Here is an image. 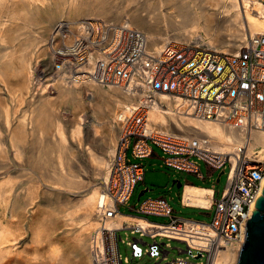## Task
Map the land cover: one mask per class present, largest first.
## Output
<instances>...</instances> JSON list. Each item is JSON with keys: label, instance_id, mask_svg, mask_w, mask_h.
I'll return each instance as SVG.
<instances>
[{"label": "built area", "instance_id": "2783aa9c", "mask_svg": "<svg viewBox=\"0 0 264 264\" xmlns=\"http://www.w3.org/2000/svg\"><path fill=\"white\" fill-rule=\"evenodd\" d=\"M55 25L45 44L42 69L34 75L39 87L60 74L67 84L93 81L120 86L131 95L142 93L149 101L167 95L175 99L183 114L217 122L243 133L246 139L232 158L229 153L214 151L205 137L149 129L147 103L138 106L126 119L107 178L101 184V222L121 213L119 207L128 204L135 187L144 181L143 159H158L161 166L205 180L199 164L203 162L208 179L215 171L224 173L227 169V183L219 196L212 188L209 208L184 203L183 188L181 205L214 210L210 223L175 216L164 196L146 198L137 208L129 206V215L147 221V216L154 215L169 221H149L151 230L125 225L113 231L103 228L100 237L91 238L93 264H128L118 247V242H123L119 233L126 230L140 237L127 241L132 260L148 254L157 260L155 264H212L228 244L246 239V223L264 180V161L258 153L247 156L249 136L264 132V33L247 36L238 52H224L175 40L153 45L142 30L101 18L78 24L61 20ZM48 90L53 94L55 88L50 85ZM144 236L153 242L147 244ZM156 238L183 243L185 248L178 252L186 255L167 260L168 244L157 243ZM140 244L147 248L143 250Z\"/></svg>", "mask_w": 264, "mask_h": 264}, {"label": "bare ground", "instance_id": "6f19581e", "mask_svg": "<svg viewBox=\"0 0 264 264\" xmlns=\"http://www.w3.org/2000/svg\"><path fill=\"white\" fill-rule=\"evenodd\" d=\"M21 1L27 4V9L15 6ZM115 1L0 0V47L5 46L6 27L10 25L16 27L14 35L23 30L31 34L28 44L32 46L30 52L35 53L41 47L39 43L46 40L45 35L50 26L54 25V31L55 24L61 20L78 24L84 20L82 16L135 26L150 38L153 45L166 43L171 38L189 44L195 38L211 49L224 52H238L247 36L264 33V0H123L124 6H114L112 3ZM3 10L7 12L5 15L2 14ZM169 27L178 29L179 32L169 34ZM4 48L7 50V47ZM0 50L3 51V48ZM45 53L47 55V47ZM35 57L30 55L27 58V55H17L12 51L0 53V84L16 76L20 82L15 89L7 88V96L15 102L14 109L0 106V124L7 131L11 147L27 145L30 149L34 146L39 148L36 152L38 157L27 159V162L53 164L39 169L41 177L51 181V187L45 192L48 203L59 196L66 201L70 195L79 194L73 205L74 209L62 215L65 221L76 220L73 232H77L67 248L68 254L67 251L63 253V259L75 254L82 264H93L91 238L100 237L103 228L113 231L126 224L127 227L137 226L151 230L153 224L146 219L123 213L101 222L98 210L102 187L99 179L104 181L107 178L119 133L122 132L127 117L141 104L147 103L148 126L151 130L205 137L214 151L229 153L232 158L246 143L245 135L241 132L225 128L214 121L183 114L177 110L176 101L170 96L161 95L149 101L142 93L131 95L120 86H102L93 81L67 84L64 75L60 74H57V79L49 77L43 82L47 91L53 85V95L50 91L49 94H40L37 100L29 102L24 112L19 109L21 115L14 116L19 114L17 107L32 93V60ZM61 108L71 113L70 119L61 116ZM64 121H67V125ZM29 123L32 124L31 128L27 127ZM87 128L92 131L90 136ZM249 137L247 156L258 153L259 160L264 161V132H253ZM87 138H90L91 146L86 141ZM95 144L101 146L100 154H96L91 148ZM12 153L14 160L19 158L17 149ZM83 156L91 163L90 169H85V173L83 166H75ZM4 162L5 159L2 158L0 163ZM10 167L0 165V178L8 175ZM80 171L84 174H80ZM263 191L264 180L258 199L263 196ZM11 196L12 192L6 181L0 180V205L3 206L0 214H3V218L4 214H13L7 210L6 202ZM212 196L213 190L209 187L186 184L183 191L184 203L198 208H209ZM257 201L251 207L253 212L257 208ZM19 209L21 214L26 211L33 213V207L27 209L17 205L15 210ZM47 213L46 217L40 218L31 234L34 242L45 241L48 244L46 260L39 264L62 260L59 245L51 242L47 232L48 222L56 218V214ZM5 227L8 228L9 224ZM18 238L17 234L0 231V257L5 258L0 260V264L10 263L11 257L6 258L7 248L13 247ZM245 241L243 238L228 244L212 260V264H238Z\"/></svg>", "mask_w": 264, "mask_h": 264}, {"label": "rangeland", "instance_id": "374dc122", "mask_svg": "<svg viewBox=\"0 0 264 264\" xmlns=\"http://www.w3.org/2000/svg\"><path fill=\"white\" fill-rule=\"evenodd\" d=\"M24 2H18L15 6L17 8H24L27 9L28 6ZM114 6H124L125 3H123V0H116L112 3ZM12 6V5H11ZM28 10L26 11V13ZM7 12L3 10L2 14H6ZM82 19H88V18H99V17H88V16H82ZM103 19V18H101ZM60 20V19H59ZM14 22V21H13ZM57 22V21H56ZM114 22V21H113ZM228 23V22H227ZM225 23V24H227ZM54 26V25H53ZM53 26H50L47 30V33L45 35L46 40L39 43L41 45L39 51L35 52L31 51L32 46H30L29 39L31 38V34H28L26 31H20L17 35L15 34V26H7L6 27V38H5V46L0 47V49L3 48V51L0 50V53H4L7 51L15 52L17 55H23L27 58L35 57L34 60H32V71H33V89L32 93H29L30 96L27 97L26 101L23 102L21 106H18V113L14 114L21 115L22 112H19V109L21 108L22 111L27 109V106L29 102L35 101L40 97V94H49V91H47L45 86H38L34 82V75L37 74V70L42 69L41 64L43 60L46 59V41L48 39L49 34L51 33ZM135 27V26H133ZM13 28V30H11ZM136 28V27H135ZM229 28V27H227ZM169 34H177L179 31L178 29H174L173 27L168 28ZM177 31V33H176ZM180 31H182L180 29ZM230 31H226V33H229ZM200 34L204 36V33L200 31ZM170 40H174L171 38ZM191 42H194L196 44H201L204 46L205 43H203L199 39H193ZM38 44V45H39ZM4 47H7V50H5ZM208 48V46H207ZM210 48V47H209ZM41 54V55H40ZM40 55V56H39ZM19 82V77L16 76L14 78H11L10 80L0 84V106H3L7 109L13 110L14 101L7 96V88H17ZM38 86V87H37ZM43 92V93H42ZM51 95V94H50ZM53 95V94H52ZM60 114L62 117H66L68 119L71 118V113L65 112L63 108H61ZM24 112V111H23ZM83 114V113H82ZM85 114V113H84ZM64 123L67 125V121ZM29 128L32 127V124L29 123ZM87 134L89 136L92 134V131L88 128ZM89 130V131H88ZM86 134V135H87ZM7 131L3 128V126L0 124V160L2 158L5 159V162L0 165H8L10 167V171L8 175L1 177V181H6V185L8 188H10L12 192V196L7 199V210L12 211L13 214H4L5 217L3 218L0 214V231H7L8 234H17L19 235L17 243L13 247H8L6 258L11 257V261L9 264H39L41 261L46 260V255L48 250V244L45 241H42L40 243H36L32 240L31 234L32 231L35 229V226H37V223L39 222L40 218L46 217L47 212H50L52 214H56V218H52L48 222V234H50L51 242L54 244L59 245L60 247V258L62 260H53L50 264H82L80 258L72 254L71 256H68L67 259H63L64 254L67 251V248L69 247L71 241L73 240V237L77 232L74 231V227L76 224V220L74 219V222L71 220H64V216L62 215L64 213H70L74 207L73 205L76 202L77 197H79V194L70 195V197L63 201V198L60 196L57 199H52V203H48L46 198L47 195L45 192L48 190V187H51V181L44 179L41 177V173L39 169L44 166H53L51 163L47 164H41V163H34V162H27V159L33 160L38 157V149L37 147H31L24 146L22 147L19 145L18 147H11L9 145V141L7 138ZM119 136H121V133H119ZM118 138L120 139V137ZM33 139V137H32ZM31 139V141H32ZM90 138H87L86 141L89 143ZM118 139V141H119ZM117 141V144H118ZM90 144V143H89ZM91 146V144H90ZM94 149V152L96 154H100L101 152V146L100 145H92L91 147ZM19 151V158L13 159V153L14 150ZM33 149V150H32ZM36 150V151H35ZM47 150V149H45ZM155 150L158 151L159 155L162 156V152L155 147ZM35 151V152H34ZM78 151V150H77ZM21 152V153H20ZM32 152V153H30ZM83 154V153H82ZM79 163L75 164L77 166L78 164L80 167H82L85 173V169L89 170L91 167V163L88 162V159L86 156L80 157L78 159ZM143 163L145 166V177L144 181L142 183H139L134 190V193L130 200L128 201V204L121 205L119 207V210L123 214H132L131 211L128 209L129 206H134L135 208L138 207L140 202H142L146 198H157L164 196L172 209L175 211V216L184 218V219H190L193 221L203 222V223H210L212 220V215L214 213V210H202L198 208H191V207H183L181 205L180 196L183 191V185L185 182L195 183V184H202L203 186L207 187H213L216 191V196H219V194L223 191L226 183H227V169L222 173V170L215 171L211 177L208 179V170L203 162H199L200 164V170L202 174L206 177V181L202 182L198 180L193 175H187L183 172L175 171L172 168L161 166V162L158 159H143ZM78 165V166H79ZM83 171H80V174H84ZM82 176V175H81ZM219 178V181L217 179ZM99 181H103L100 180ZM180 183V186L178 184ZM144 194L140 195V193L144 190H146ZM19 205L21 207H27V209H30L33 207V213L25 212V214H21L20 210H15L16 206ZM3 206L0 205V211L3 209ZM59 214V215H58ZM58 215V216H57ZM147 219L151 222L156 223H167L169 221V218L167 217H159L154 215L147 216ZM10 221H13L10 223ZM7 224H9V227H5ZM126 225V224H125ZM121 241L118 242L119 252L121 255V258H127L128 264H155L157 261L154 257H150L148 254H145L141 256L140 258H135L132 260L131 256V250L130 247L127 245V241H131L132 238H140L139 234H131L130 230L126 231H120ZM144 242H147V244H151L153 242V239H151L149 236L142 237ZM155 241L157 243H167L168 247H165V250L169 251V254L167 255V260L175 259L177 257H184L186 254H180L178 252V249H184L185 245L178 241L173 240H166L161 238H156ZM143 250H145L147 247L140 244ZM68 254V251H67ZM156 257V256H155ZM0 260H5V258L0 257ZM203 261L205 259H202Z\"/></svg>", "mask_w": 264, "mask_h": 264}, {"label": "water", "instance_id": "95a60500", "mask_svg": "<svg viewBox=\"0 0 264 264\" xmlns=\"http://www.w3.org/2000/svg\"><path fill=\"white\" fill-rule=\"evenodd\" d=\"M145 191L147 189L140 195ZM238 264H264V191L257 201V208L251 219L247 220L246 241L240 250Z\"/></svg>", "mask_w": 264, "mask_h": 264}, {"label": "crops", "instance_id": "0c3cea01", "mask_svg": "<svg viewBox=\"0 0 264 264\" xmlns=\"http://www.w3.org/2000/svg\"><path fill=\"white\" fill-rule=\"evenodd\" d=\"M153 160H154V159H153ZM198 180H200V181H202V182H205V181H206V179H205V180L198 179ZM217 181H218V179H217ZM186 184H190V185H194V186L207 187V186H203L202 184H195V183L185 182L184 185H183V188H184V186H185ZM209 188H213V187H209ZM212 190H213V189H212Z\"/></svg>", "mask_w": 264, "mask_h": 264}]
</instances>
